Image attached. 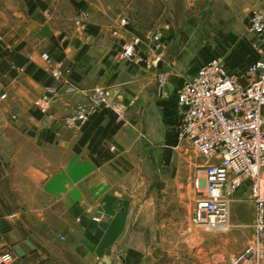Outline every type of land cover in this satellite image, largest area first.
<instances>
[{
	"label": "crops",
	"instance_id": "obj_1",
	"mask_svg": "<svg viewBox=\"0 0 264 264\" xmlns=\"http://www.w3.org/2000/svg\"><path fill=\"white\" fill-rule=\"evenodd\" d=\"M32 2L30 13L25 0L24 23L0 34V185L13 180L18 193L13 199L0 186V253L10 251L14 264H100L106 257L111 264H184L187 238L167 235L163 214L172 196H186L172 189L176 174L167 171L177 89L217 54L228 62L240 45L245 56L229 68L250 65L247 27L264 0ZM79 10L90 13L87 30L75 23ZM122 17L129 25L115 36ZM157 26L166 48L158 70L117 61L132 36L148 53ZM45 54L63 82L48 72ZM161 71L170 75L164 88ZM65 82L79 92L62 91L43 115L36 104L45 87L64 89ZM95 87L116 92L123 118L107 108L67 129L64 117Z\"/></svg>",
	"mask_w": 264,
	"mask_h": 264
},
{
	"label": "built area",
	"instance_id": "obj_2",
	"mask_svg": "<svg viewBox=\"0 0 264 264\" xmlns=\"http://www.w3.org/2000/svg\"><path fill=\"white\" fill-rule=\"evenodd\" d=\"M89 18V11L79 10L75 23L87 30ZM128 25V20L122 17L114 35L118 36L120 29ZM247 30L252 37L250 46L259 56L256 62L244 69L230 70L225 56L217 54L182 78L177 89L179 122L174 127L173 150L184 156L194 171L193 223L207 232L224 233L231 228V205L237 195H244L253 206V240L230 253L227 264H264V8L253 11ZM163 39V31H155L148 53L142 51L138 36L123 40L117 61L158 70L166 54ZM43 59L51 62L49 55H43ZM48 72L57 82H63L62 73L52 63ZM156 76L159 87H166L170 75L161 71ZM62 91L79 92L69 82L64 83V89L45 87L36 104L43 115L48 114ZM117 99L113 89L95 87L88 102L75 106L64 117L63 124L67 129H78L92 115L107 108L122 119L124 109L120 110L121 98ZM92 219L100 221L97 217ZM14 261L10 251L0 253V264Z\"/></svg>",
	"mask_w": 264,
	"mask_h": 264
},
{
	"label": "rangeland",
	"instance_id": "obj_3",
	"mask_svg": "<svg viewBox=\"0 0 264 264\" xmlns=\"http://www.w3.org/2000/svg\"><path fill=\"white\" fill-rule=\"evenodd\" d=\"M26 9L25 0H0V34L5 28L18 27L24 23V18H27ZM155 9L157 14L158 6ZM138 22L140 24L150 23L145 20H138ZM154 25L156 26V23ZM155 28V31L159 30L158 26ZM122 109L121 107L120 110ZM169 157L167 171L176 174V179L172 182V189L177 187L186 196L181 202L179 197L172 196V203L164 207L165 213L163 212V214L170 218L166 234L176 236L180 232L181 235L186 236V261L184 264H227L230 253L241 250L253 240L254 210L252 204L244 195H237V199L231 205V228L227 232H207L196 226L192 221L196 200L191 183L193 168L186 163V159L178 151L171 150ZM12 181L9 179L2 182L0 186L4 188L8 197L16 199L18 193L10 188ZM185 222L186 228L182 227ZM167 263H172V258H169Z\"/></svg>",
	"mask_w": 264,
	"mask_h": 264
},
{
	"label": "trees",
	"instance_id": "obj_4",
	"mask_svg": "<svg viewBox=\"0 0 264 264\" xmlns=\"http://www.w3.org/2000/svg\"><path fill=\"white\" fill-rule=\"evenodd\" d=\"M26 3L28 5V7H29V12L30 13H33L34 10H35V4L32 2V0H26ZM248 47H249V50H250V60L248 61V63L249 64H252V63H254V62H256L258 60L259 56L253 51V49L250 46V43H249ZM245 52H246V46L240 45L239 46V49L236 50V51H234L232 53V55L228 58V62H227L228 66L231 69H235L236 67H233V64H235L239 59H241L242 57H244L245 56ZM95 115H92L90 118L94 117ZM116 129H118V126H117ZM100 134L102 136H105L106 135V132L105 131L104 132H100Z\"/></svg>",
	"mask_w": 264,
	"mask_h": 264
},
{
	"label": "water",
	"instance_id": "obj_5",
	"mask_svg": "<svg viewBox=\"0 0 264 264\" xmlns=\"http://www.w3.org/2000/svg\"><path fill=\"white\" fill-rule=\"evenodd\" d=\"M106 255H110V251H106ZM100 264H111V261L109 260L108 257L104 258Z\"/></svg>",
	"mask_w": 264,
	"mask_h": 264
}]
</instances>
